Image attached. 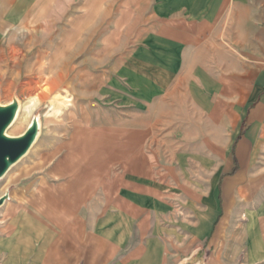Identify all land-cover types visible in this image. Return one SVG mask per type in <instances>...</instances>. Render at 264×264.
I'll use <instances>...</instances> for the list:
<instances>
[{
	"label": "rangeland",
	"instance_id": "374dc122",
	"mask_svg": "<svg viewBox=\"0 0 264 264\" xmlns=\"http://www.w3.org/2000/svg\"><path fill=\"white\" fill-rule=\"evenodd\" d=\"M155 3L12 0L1 11L8 23L38 29L39 40L11 46L8 62L12 50L0 43V106L23 114L31 99L42 100L22 131H9L19 138L31 123L40 126L29 152L0 178V264H77L82 249L106 248L93 236L104 213L117 212L129 175L151 182L153 201L172 193L181 209L191 199L192 220L214 194L261 91L263 55L256 42V59H248L253 44L239 23L231 43L208 52L192 44L180 59L166 58ZM255 23L257 40L264 0H255ZM16 35L28 44L29 32ZM57 73L68 76L66 87L52 91ZM254 166L241 185L223 188L227 228L239 227L234 237L226 231L223 264H246L244 229L248 211L263 207L264 156ZM110 247L115 263L119 252ZM199 247L186 264H215L214 250Z\"/></svg>",
	"mask_w": 264,
	"mask_h": 264
},
{
	"label": "crops",
	"instance_id": "0c3cea01",
	"mask_svg": "<svg viewBox=\"0 0 264 264\" xmlns=\"http://www.w3.org/2000/svg\"><path fill=\"white\" fill-rule=\"evenodd\" d=\"M10 1L0 0V43L8 46L4 47L6 51L12 50L7 55V62L15 57L11 46L32 45L39 40L35 36L38 29L31 31L27 23L3 20L1 11ZM154 7L163 17L160 23L165 30L158 35L159 52L166 54V58L180 59L179 53L191 50L192 44L197 46L195 51L203 47L208 52L214 44L218 47L231 43L233 32L238 33L239 23H245L248 43L253 44L252 53L248 47V59H256V42L258 53H262L264 59V26L257 40L255 38V0H156ZM19 30L29 32L28 44L17 41ZM202 85L207 88L206 84ZM246 114L248 127L237 134L232 145V160L219 170L214 194L204 199V208L194 214L193 220L191 199L182 200L181 209L175 207L172 193H167L170 201L169 197L153 201L149 180L143 182L134 175L126 176L125 193L120 191L117 212L104 213L108 217L105 215L98 225L102 230L93 236V241L95 238L99 245L106 243V248L96 250L92 245L89 249H82L81 252L86 253L80 252L77 264H186L196 253L192 249L196 244L202 245L198 253L214 250L215 264H223L221 252L226 231L229 229L232 237L239 231L238 225L227 228L224 220L223 188L226 186L228 190L234 184L241 185L243 171L246 169L249 178L256 158L264 156V68L261 91ZM246 157L249 160L245 167ZM217 169L215 166V171ZM239 193H242L241 188ZM261 204L260 210L248 211L246 217V264H264V201ZM111 245L119 252L115 263L110 254Z\"/></svg>",
	"mask_w": 264,
	"mask_h": 264
},
{
	"label": "water",
	"instance_id": "95a60500",
	"mask_svg": "<svg viewBox=\"0 0 264 264\" xmlns=\"http://www.w3.org/2000/svg\"><path fill=\"white\" fill-rule=\"evenodd\" d=\"M17 111L18 107L15 104L8 107L0 106V178L29 152L38 134V124L34 122L22 137L11 138L6 135ZM3 203L4 199H0V207Z\"/></svg>",
	"mask_w": 264,
	"mask_h": 264
},
{
	"label": "bare ground",
	"instance_id": "6f19581e",
	"mask_svg": "<svg viewBox=\"0 0 264 264\" xmlns=\"http://www.w3.org/2000/svg\"><path fill=\"white\" fill-rule=\"evenodd\" d=\"M62 74L57 73L56 75L53 76L51 83H50V90L60 91L64 87H66L65 85H66L68 76L64 75L65 77H63ZM41 100L42 99L40 98L31 99L30 103L26 106L25 112L23 114L21 113L20 109L17 111L14 121L12 122V124L10 125V127L8 128L6 132L7 136H10L9 131L12 127H13V130L17 132H20L25 128L27 122L29 121V116L32 114L34 108L41 103ZM31 125L32 123L30 124L29 128L31 127ZM38 128H40L39 125H38Z\"/></svg>",
	"mask_w": 264,
	"mask_h": 264
}]
</instances>
